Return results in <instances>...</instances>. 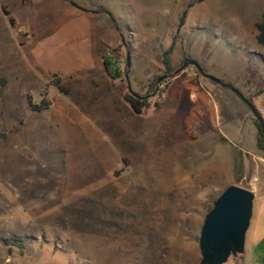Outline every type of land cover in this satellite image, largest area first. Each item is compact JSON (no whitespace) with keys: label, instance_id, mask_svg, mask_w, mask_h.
<instances>
[{"label":"rangeland","instance_id":"1","mask_svg":"<svg viewBox=\"0 0 264 264\" xmlns=\"http://www.w3.org/2000/svg\"><path fill=\"white\" fill-rule=\"evenodd\" d=\"M263 13L264 0H0V264H199L218 195L264 187ZM186 57L233 88L192 63L157 86ZM126 85L150 101L142 114Z\"/></svg>","mask_w":264,"mask_h":264},{"label":"water","instance_id":"2","mask_svg":"<svg viewBox=\"0 0 264 264\" xmlns=\"http://www.w3.org/2000/svg\"><path fill=\"white\" fill-rule=\"evenodd\" d=\"M190 63L197 68L199 75L233 88L222 79L205 73L197 61L186 62L174 72L161 75L157 80V86L162 80L174 76ZM127 64H130L129 56ZM255 197L256 194L253 190L238 184L229 185L218 195L213 201L212 207L205 214L201 227L199 264H224L231 256H237L244 252L247 231L253 216Z\"/></svg>","mask_w":264,"mask_h":264},{"label":"trees","instance_id":"3","mask_svg":"<svg viewBox=\"0 0 264 264\" xmlns=\"http://www.w3.org/2000/svg\"><path fill=\"white\" fill-rule=\"evenodd\" d=\"M200 1H202V0H200ZM187 11L188 10L185 9L183 11L181 17H180L179 28H181L185 24ZM6 13L9 14V11L6 10ZM11 22L14 23L13 18H11ZM255 27L257 30L256 40L264 49V14H263L262 19L255 23ZM175 45H176V42H175V40H173L171 42L170 46L162 52V61L165 64L166 69L168 71H171V69H172L171 56L170 55L173 52ZM189 60L190 61H196L193 58H189V57L185 58V61H189ZM104 65H105L106 73L110 77L113 85L117 79L123 77L124 73H123V70L119 64V58L117 56H114L111 54L106 56L104 58ZM53 82L58 86L60 91H62V92L68 91V89L64 88L61 85V79L56 74L54 75ZM122 98L124 99V101H126L130 105L131 109L136 114H142L143 111L151 105L148 98L138 94L137 92L132 91L128 85H126L123 89ZM29 103H30L31 107H33L34 109L36 108L37 110L49 108L50 104H51L50 101H45V100L41 105H34V104H32L31 100H29ZM154 104H155V106H159L160 102L155 101ZM255 121H256L258 130H259L257 143H258L259 148L264 150V122H263L264 120L262 118H260V119L256 118Z\"/></svg>","mask_w":264,"mask_h":264},{"label":"crops","instance_id":"4","mask_svg":"<svg viewBox=\"0 0 264 264\" xmlns=\"http://www.w3.org/2000/svg\"><path fill=\"white\" fill-rule=\"evenodd\" d=\"M264 14V13H263ZM255 192L254 211L251 225L247 231L245 250L238 262L224 264H264V187L258 185Z\"/></svg>","mask_w":264,"mask_h":264}]
</instances>
